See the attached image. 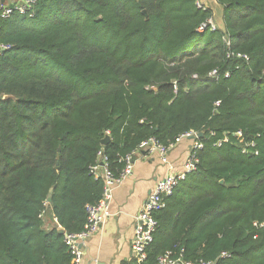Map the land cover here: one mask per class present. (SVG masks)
Segmentation results:
<instances>
[{
	"label": "trees",
	"instance_id": "1",
	"mask_svg": "<svg viewBox=\"0 0 264 264\" xmlns=\"http://www.w3.org/2000/svg\"><path fill=\"white\" fill-rule=\"evenodd\" d=\"M197 1L39 0L0 20V264H71L52 225L83 230L103 191L92 168L118 177L143 142L189 132L203 150L155 213L147 262L264 264V0H217L223 30L203 33ZM238 131L258 156L215 146Z\"/></svg>",
	"mask_w": 264,
	"mask_h": 264
},
{
	"label": "built area",
	"instance_id": "2",
	"mask_svg": "<svg viewBox=\"0 0 264 264\" xmlns=\"http://www.w3.org/2000/svg\"><path fill=\"white\" fill-rule=\"evenodd\" d=\"M39 0H18L16 5L0 6V20L9 18L13 13L24 15L30 13L33 7ZM197 8L206 9L203 5H200L197 1ZM208 28L211 31L217 30L214 25L213 19H210L207 24L202 25L197 30L198 33H203ZM7 47H0V52L6 50ZM229 56H235L229 54ZM245 61L248 60L246 56H235ZM209 78L217 81L221 74L219 70H213L209 73ZM229 73H225L224 77L228 78ZM193 79H197L194 75ZM177 84L174 83V93L177 94ZM219 103H217L218 105ZM198 133L189 132L185 133L176 140L175 144L182 140H188L193 137V143L190 148V152L185 164V170L181 174H168L163 179L159 180L155 187L150 192L146 201L140 208L138 214L134 219V239L132 243V254L134 264H149L147 262V249L152 244L154 234L158 228V222L155 219V213L162 211L166 208V198L170 197L176 187L185 177L195 170V166L198 163L197 153L203 150V145L199 143ZM211 136H214L212 133ZM231 137L241 145V153L243 155L258 156L259 151L254 141H246L243 133L238 131L234 134L224 135V137L215 143V146L221 147L223 144L228 143ZM174 144V145H175ZM165 147L160 144L155 138H151L148 141L143 142L138 149L132 154L127 155L123 159L124 167L118 177H115L111 171L106 167L105 161L102 160L99 165L92 168V175L96 179L103 181V191L101 199L94 205H88L86 207L87 220L83 230L78 234H64V243L66 244L68 251L71 255V264H82L83 261V249L89 240V238L98 232L111 217V203L113 200L114 189L118 187L127 177L133 172V159L141 153H153L157 152L161 163L167 164V154L171 147ZM44 218V217H43ZM253 227L257 230L264 229V221L254 222ZM222 259H228L229 256L225 253L221 255ZM153 264H216L212 261L199 260L196 262H184L181 256H175L172 252H168L165 255L159 257Z\"/></svg>",
	"mask_w": 264,
	"mask_h": 264
},
{
	"label": "crops",
	"instance_id": "3",
	"mask_svg": "<svg viewBox=\"0 0 264 264\" xmlns=\"http://www.w3.org/2000/svg\"><path fill=\"white\" fill-rule=\"evenodd\" d=\"M18 0H0V6L16 5ZM193 141L182 140L171 147L167 164L161 163L157 152L137 154L133 172L114 189L111 217L87 241L82 264H134L132 243L134 219L156 183L168 174H181ZM50 217L46 223L52 224Z\"/></svg>",
	"mask_w": 264,
	"mask_h": 264
},
{
	"label": "water",
	"instance_id": "4",
	"mask_svg": "<svg viewBox=\"0 0 264 264\" xmlns=\"http://www.w3.org/2000/svg\"><path fill=\"white\" fill-rule=\"evenodd\" d=\"M200 1H201V4H203L206 9H208L212 12L213 19H215L218 28L223 30V22H222L223 8L218 4L217 0H200ZM142 14L145 15V19L147 20L148 16H147L146 12L143 11ZM6 98H8V97H6ZM202 136H203V134L199 133L197 137L201 138ZM190 139H193V137H191ZM109 142H110V138L107 135L102 140L101 144L103 146H106ZM53 228L57 230L59 235H64V230L62 228H60L57 223L53 224Z\"/></svg>",
	"mask_w": 264,
	"mask_h": 264
},
{
	"label": "rangeland",
	"instance_id": "5",
	"mask_svg": "<svg viewBox=\"0 0 264 264\" xmlns=\"http://www.w3.org/2000/svg\"><path fill=\"white\" fill-rule=\"evenodd\" d=\"M198 2H199V4L200 5H203V4H201V1L200 0H198ZM204 6V5H203ZM213 22H214V25L218 28V26H217V23H216V21H215V19H213Z\"/></svg>",
	"mask_w": 264,
	"mask_h": 264
},
{
	"label": "bare ground",
	"instance_id": "6",
	"mask_svg": "<svg viewBox=\"0 0 264 264\" xmlns=\"http://www.w3.org/2000/svg\"><path fill=\"white\" fill-rule=\"evenodd\" d=\"M53 226V225H52Z\"/></svg>",
	"mask_w": 264,
	"mask_h": 264
}]
</instances>
